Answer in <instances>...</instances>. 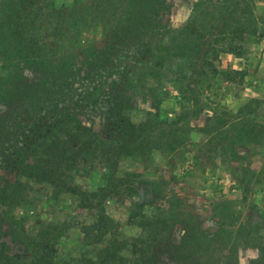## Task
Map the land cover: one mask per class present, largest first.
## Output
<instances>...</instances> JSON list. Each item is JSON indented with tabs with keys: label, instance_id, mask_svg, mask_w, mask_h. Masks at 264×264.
I'll list each match as a JSON object with an SVG mask.
<instances>
[{
	"label": "trees",
	"instance_id": "1",
	"mask_svg": "<svg viewBox=\"0 0 264 264\" xmlns=\"http://www.w3.org/2000/svg\"><path fill=\"white\" fill-rule=\"evenodd\" d=\"M201 1L202 13L183 26L180 40L173 39L172 48L160 45L158 49L163 37L172 33L165 22L170 0H73L71 4L4 0L0 8V103L6 104L0 113V163L18 177L75 195L91 214L93 221L83 228L85 246L105 245L94 256L83 253L75 264H159L148 236L133 240L131 246L137 251L132 255L123 253L130 242L120 238L117 224L105 209V201L120 186L119 161L144 143L143 126L133 123L126 113L132 107L128 94L140 77L157 78L164 71L173 73L176 81L188 82L180 89L184 100L198 92L197 85L203 80H209L208 89L221 76L242 83L246 72L220 70V56L230 53L244 58L249 53L246 44L264 38V14L256 12L253 0ZM119 12L122 22L113 25L108 42L102 47L87 42L83 48V35L89 28L115 22L109 13L117 16ZM252 112L249 105L236 113L223 111L239 121L245 138L259 143L263 131L248 117ZM90 113L104 119L112 138L102 139L84 123ZM96 159L108 170L107 180L89 191L75 183L73 173L80 172L83 162ZM11 187L12 201L24 186ZM141 224L153 231L163 222L145 218ZM46 229L35 256L23 264L54 263L60 235L49 225ZM192 254L188 251L181 257V264H200L201 258ZM12 261L0 243V264Z\"/></svg>",
	"mask_w": 264,
	"mask_h": 264
},
{
	"label": "rangeland",
	"instance_id": "2",
	"mask_svg": "<svg viewBox=\"0 0 264 264\" xmlns=\"http://www.w3.org/2000/svg\"><path fill=\"white\" fill-rule=\"evenodd\" d=\"M57 1L71 4L73 0ZM253 1L256 12L264 14V0ZM3 3L0 0V8ZM201 3L170 0L165 22L172 33L163 37L157 49L172 48L173 39L180 40L183 26L202 13ZM122 14L109 13L115 22L89 28L83 48L105 45L113 25L122 22ZM97 15L103 17L100 11ZM220 59V70L246 72L242 83L221 76L208 89L209 80H203L198 92L184 100L180 89L188 82L176 81L173 73L164 71L157 78L140 77L128 94L132 107L126 113L143 126L144 143L119 161L120 186L105 201L120 238L130 242L123 252L127 256L137 251L131 246L135 238L148 236L159 264H181L188 251L201 258L200 264H264V49L259 54L249 51L244 58L223 53ZM25 73L34 76L27 68ZM244 105L253 109L248 117L263 131L259 143L245 138L239 121L223 113L225 109L236 113ZM5 110L6 104L0 103V113ZM88 118H83L84 123L102 139L112 138L102 117L90 113ZM73 175L75 183L93 191L106 183L108 170L96 159L83 162ZM13 184L24 189L11 201ZM144 216L163 224L148 231L141 224ZM92 221L75 195L18 177L0 163V243L12 263L23 264L35 256L47 225L60 235L53 264H75L83 253L94 256L105 242L85 246L83 228Z\"/></svg>",
	"mask_w": 264,
	"mask_h": 264
},
{
	"label": "crops",
	"instance_id": "3",
	"mask_svg": "<svg viewBox=\"0 0 264 264\" xmlns=\"http://www.w3.org/2000/svg\"><path fill=\"white\" fill-rule=\"evenodd\" d=\"M248 49L251 53H255V54H259V52L261 53L264 49V38H256L248 42Z\"/></svg>",
	"mask_w": 264,
	"mask_h": 264
}]
</instances>
